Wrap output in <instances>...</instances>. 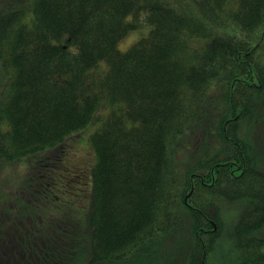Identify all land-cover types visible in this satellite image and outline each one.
Returning a JSON list of instances; mask_svg holds the SVG:
<instances>
[{"label": "trees", "instance_id": "16d2710c", "mask_svg": "<svg viewBox=\"0 0 264 264\" xmlns=\"http://www.w3.org/2000/svg\"><path fill=\"white\" fill-rule=\"evenodd\" d=\"M1 70L0 264L161 260L182 238V264H210L217 203L243 199L231 254L264 263V0H0ZM90 122L88 187L67 159Z\"/></svg>", "mask_w": 264, "mask_h": 264}, {"label": "rangeland", "instance_id": "374dc122", "mask_svg": "<svg viewBox=\"0 0 264 264\" xmlns=\"http://www.w3.org/2000/svg\"><path fill=\"white\" fill-rule=\"evenodd\" d=\"M150 30V26L144 25L142 28L134 30L130 32L125 38L120 40L118 43V48L121 51H126L135 41L139 38L146 36ZM7 76L1 70L0 71V92L6 85ZM99 122H90L78 135L77 139L72 142L71 149L67 159V166L71 168L81 167L88 174L86 176V183L88 187L91 186V168L94 162L93 150L89 144V136L95 131ZM263 156V160L261 162V168L264 169V145L260 149L258 153ZM13 173L17 170L12 169ZM18 173V172H17ZM15 174V173H14ZM74 195L72 196V198ZM246 200H238L234 202H226L225 200H221L217 203L218 211L221 217L225 218V223L223 230L221 232V236L218 239V242L215 246L214 251L210 255V264H239L234 256L231 254L230 243L228 238V233L232 228L233 222L236 217L241 213V211L246 206ZM173 212L176 217H178L181 221L185 222L187 220V209L183 205L176 203L173 206ZM255 235L258 237L264 236V225L255 231ZM190 247V242L186 238H182L180 242L170 243L166 245H162L159 249L161 253L164 254L161 260H157L153 257L147 258H136L132 257L129 260V264H182L183 255L187 252ZM166 257L172 261H167ZM111 264V263H104ZM264 264V263H261Z\"/></svg>", "mask_w": 264, "mask_h": 264}]
</instances>
